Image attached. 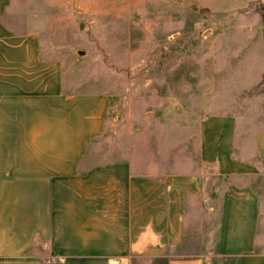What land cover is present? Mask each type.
Wrapping results in <instances>:
<instances>
[{
  "label": "crops",
  "instance_id": "obj_1",
  "mask_svg": "<svg viewBox=\"0 0 264 264\" xmlns=\"http://www.w3.org/2000/svg\"><path fill=\"white\" fill-rule=\"evenodd\" d=\"M181 1L219 16L236 6ZM19 3L0 0V264H264V131L207 114L194 158L98 162L112 99L69 85L34 19L9 21Z\"/></svg>",
  "mask_w": 264,
  "mask_h": 264
},
{
  "label": "rangeland",
  "instance_id": "obj_2",
  "mask_svg": "<svg viewBox=\"0 0 264 264\" xmlns=\"http://www.w3.org/2000/svg\"><path fill=\"white\" fill-rule=\"evenodd\" d=\"M227 2L234 10L219 16L181 0H20L9 21L32 17L66 58L69 85L110 95L98 162L125 153L150 168L196 157L207 114L264 131V0ZM253 184L264 248V177Z\"/></svg>",
  "mask_w": 264,
  "mask_h": 264
},
{
  "label": "trees",
  "instance_id": "obj_3",
  "mask_svg": "<svg viewBox=\"0 0 264 264\" xmlns=\"http://www.w3.org/2000/svg\"><path fill=\"white\" fill-rule=\"evenodd\" d=\"M263 22H264V13L262 14Z\"/></svg>",
  "mask_w": 264,
  "mask_h": 264
}]
</instances>
